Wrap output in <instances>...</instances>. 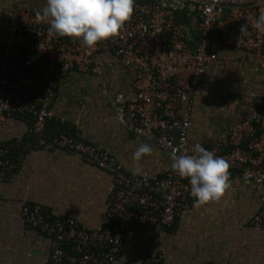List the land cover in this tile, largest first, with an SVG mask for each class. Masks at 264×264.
Returning <instances> with one entry per match:
<instances>
[{"label":"built area","instance_id":"2783aa9c","mask_svg":"<svg viewBox=\"0 0 264 264\" xmlns=\"http://www.w3.org/2000/svg\"><path fill=\"white\" fill-rule=\"evenodd\" d=\"M135 5L120 36L87 48L79 41L49 35L47 22L37 21L36 12L26 10L23 0H13L10 24L0 46V123L16 117L28 126L24 139L0 141V182L13 176L27 151L62 150L108 172L113 184L106 212L108 227L92 237L91 247L81 250L80 263L65 250L66 242L77 233L74 221L40 206L22 205L24 223L50 237V255L44 264H112L126 249L127 232L170 228L194 199L189 180L172 170L160 177L131 175L111 155L81 139L71 126L59 130L49 126L60 77L74 71L101 73L103 65L96 59L101 52L114 53L123 64L136 65V103L120 108L123 123L129 130L141 127L169 155L173 149L191 155L197 145L190 139L192 108L186 107L180 120L177 114L186 97L199 95L205 67L217 60L207 50L210 36L216 34L223 45L244 50L255 66L264 68V33L251 24L248 34L239 31L249 16L258 18L264 12V0H148ZM180 10L199 19L194 52L189 51L185 34L175 21ZM164 34L169 36L168 49ZM114 103L124 104V97L118 95ZM209 150L229 162L233 183L264 187V99L240 116L219 147ZM252 224L264 229V204ZM162 260L163 255L149 256L143 251L130 264H161Z\"/></svg>","mask_w":264,"mask_h":264},{"label":"crops","instance_id":"0c3cea01","mask_svg":"<svg viewBox=\"0 0 264 264\" xmlns=\"http://www.w3.org/2000/svg\"><path fill=\"white\" fill-rule=\"evenodd\" d=\"M140 1L148 0H135ZM12 3L0 0V46L10 24ZM23 4L26 10L37 12L46 0H23ZM175 21L189 51L194 52L199 40L198 16L180 10ZM163 38L168 49L169 36ZM207 50L217 60L205 67L199 95L183 100L177 118L190 105L194 114L191 141L215 149L240 116L264 99V68L255 66L244 50L223 45L216 34L210 36ZM96 59L103 65L101 73L74 71L58 79L48 125L55 130L71 126L81 139L111 155L131 175L132 152L142 143L150 144L156 155L144 157L139 162L141 172L135 176L165 175L171 171L170 155L141 127L129 130L120 117V108L136 103L137 66L123 64L110 52H101ZM118 95L124 97V104L114 103ZM27 126L22 119L6 118L0 123V141L24 139ZM231 183V190L219 202L197 208L193 199L170 228L127 232L126 249L112 264H130L143 251L149 256L163 255L161 264H264V229L252 224L264 204V187ZM112 190L109 173L76 154L27 151L13 176L0 182V264H44L49 258L50 237L24 223L20 215L24 203L74 221L77 233L66 242L65 250L79 262L81 250L91 247L92 237L108 227Z\"/></svg>","mask_w":264,"mask_h":264},{"label":"clouds","instance_id":"9594fccd","mask_svg":"<svg viewBox=\"0 0 264 264\" xmlns=\"http://www.w3.org/2000/svg\"><path fill=\"white\" fill-rule=\"evenodd\" d=\"M135 0H46L42 10L36 12V20L47 22L49 35L79 41L87 48L120 36L135 12ZM249 24L264 33V12L258 18L248 17L240 26V33L248 34ZM179 153V154H178ZM194 154L173 149L169 159L171 170L189 180L194 206L219 202L231 190L229 162L214 151L197 144ZM156 155V149L142 143L132 152V174L141 172L139 162L144 157Z\"/></svg>","mask_w":264,"mask_h":264},{"label":"trees","instance_id":"16d2710c","mask_svg":"<svg viewBox=\"0 0 264 264\" xmlns=\"http://www.w3.org/2000/svg\"><path fill=\"white\" fill-rule=\"evenodd\" d=\"M199 39V38H198Z\"/></svg>","mask_w":264,"mask_h":264}]
</instances>
